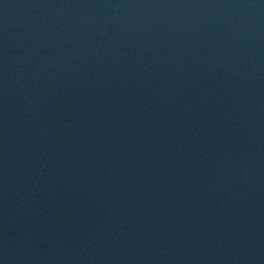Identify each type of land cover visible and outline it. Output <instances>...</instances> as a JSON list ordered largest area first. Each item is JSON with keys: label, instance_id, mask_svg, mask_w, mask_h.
Here are the masks:
<instances>
[{"label": "water", "instance_id": "obj_1", "mask_svg": "<svg viewBox=\"0 0 264 264\" xmlns=\"http://www.w3.org/2000/svg\"><path fill=\"white\" fill-rule=\"evenodd\" d=\"M0 264H264V0H0Z\"/></svg>", "mask_w": 264, "mask_h": 264}]
</instances>
